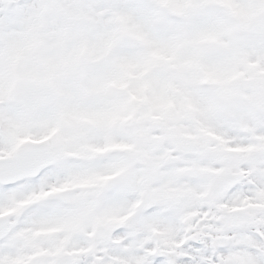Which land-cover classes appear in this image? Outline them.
<instances>
[{
    "label": "snow or ice",
    "instance_id": "6c2138e0",
    "mask_svg": "<svg viewBox=\"0 0 264 264\" xmlns=\"http://www.w3.org/2000/svg\"><path fill=\"white\" fill-rule=\"evenodd\" d=\"M0 264H264V0H0Z\"/></svg>",
    "mask_w": 264,
    "mask_h": 264
}]
</instances>
